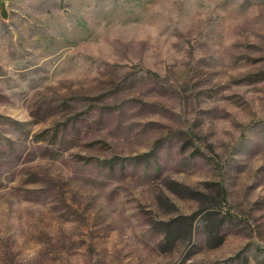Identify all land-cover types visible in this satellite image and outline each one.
<instances>
[{
  "label": "rangeland",
  "instance_id": "374dc122",
  "mask_svg": "<svg viewBox=\"0 0 264 264\" xmlns=\"http://www.w3.org/2000/svg\"><path fill=\"white\" fill-rule=\"evenodd\" d=\"M1 9L0 264H264V0Z\"/></svg>",
  "mask_w": 264,
  "mask_h": 264
},
{
  "label": "crops",
  "instance_id": "0c3cea01",
  "mask_svg": "<svg viewBox=\"0 0 264 264\" xmlns=\"http://www.w3.org/2000/svg\"><path fill=\"white\" fill-rule=\"evenodd\" d=\"M11 0H0V9H1V13H5V6L8 2H10Z\"/></svg>",
  "mask_w": 264,
  "mask_h": 264
}]
</instances>
